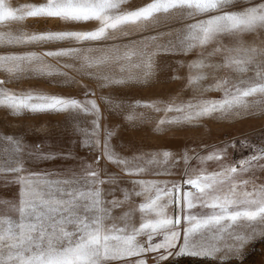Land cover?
Masks as SVG:
<instances>
[{"label":"snow or ice","instance_id":"6c2138e0","mask_svg":"<svg viewBox=\"0 0 264 264\" xmlns=\"http://www.w3.org/2000/svg\"><path fill=\"white\" fill-rule=\"evenodd\" d=\"M124 3L126 0H45L42 4L13 6L11 0H0V23L22 24L27 18H54L71 25L99 22L93 30L65 28L29 34L18 29L19 35L0 34V43L6 45H69L40 53L0 55V69L9 77L0 80V104L15 114L25 110L66 112L73 120L81 114L90 115L91 133L81 131L91 137L84 144L98 152L93 163L65 173L64 179L50 180L49 174L31 171L24 167L22 159L16 166L0 168L14 173L12 183L19 186L15 199L0 200V264H148L149 253L156 254L152 257L154 264H171L169 257L178 260L184 256L227 264L233 258L242 259L245 246L252 240L264 239V182L257 184L254 180L239 178L242 173L256 169L264 171V147L247 145L252 147L253 154L238 162L239 172L236 165L226 163L228 146L198 157L201 165L208 160L220 165L218 171L209 174L203 169L199 172L190 169L188 162L192 158L185 150L179 154L185 164L181 181H146L137 178L145 171L143 168L112 150L111 131L105 133L101 144L102 112L96 100L89 98L94 97V91L85 87L84 98L77 99L34 91L15 94L4 87L29 70L51 75L52 65L45 64L49 57L80 61L79 68L70 62L64 67L94 76L101 81V87H107L124 80L101 76L91 69L99 64H114L123 71V62L133 56H146V66L150 67L151 56L143 48L157 41L159 35L176 37V42L170 40L163 51L188 53L218 40L221 35L238 38L241 33L264 30V0H150L133 10L122 9ZM123 25L134 26L136 30L162 26L169 31L144 36L142 40L129 39L126 44H109L116 39V32L109 30H118L125 37L130 35L121 29ZM234 50L241 49L222 46L214 48L209 56ZM244 51L243 59L225 56L222 63L209 64L202 58L188 65L196 69L227 68L241 74L249 71V65H255V75L247 80L237 83L228 77L216 78L210 90L222 91V100H202L187 106L165 105L163 109L153 102L145 107L180 113L171 120H161V125L191 123L215 113L226 115L234 108L248 107L245 98L256 94L261 99L255 103L264 111V47ZM93 54L99 55L94 58ZM36 65L40 67L34 68ZM61 75L65 76L66 83H78L67 73ZM207 78L201 72L190 76L188 84L198 87ZM3 140L9 146L5 152L23 153L25 146L18 138L9 136ZM30 155L56 158L54 154ZM157 157H162L165 164L170 159L173 161L157 174H173L172 169L178 166L174 154L167 150L158 152L150 162H156ZM101 159L131 177L127 181L130 186L121 188L110 173H104L107 180L102 178ZM105 184L113 187L105 189L102 187ZM117 210L120 214L113 215ZM157 236L163 239L157 242L154 239ZM140 237H144L143 241Z\"/></svg>","mask_w":264,"mask_h":264},{"label":"rangeland","instance_id":"374dc122","mask_svg":"<svg viewBox=\"0 0 264 264\" xmlns=\"http://www.w3.org/2000/svg\"><path fill=\"white\" fill-rule=\"evenodd\" d=\"M45 0H11L13 6L25 3L42 4ZM150 0H126L121 5L124 10H133L143 6ZM233 10H238L235 8ZM207 19L209 17H202ZM34 22L27 18L22 24L4 22L0 23V34L19 35L18 29L24 33H40L44 31L63 30L73 28L74 30H93L99 26V22L91 21L76 25L65 24L58 19L36 18ZM45 20L53 22L54 25H46L38 28L35 21ZM129 36H121L118 30L115 41L109 44H126L128 40H142L144 36H157L160 32L167 33L169 29L162 26H151L143 30H136L134 26H120ZM176 42L174 35H159L154 43L148 44L143 51L151 56L150 67L146 66V56H133L130 61L123 62L124 70L114 64L95 65L91 71L98 75L112 76L115 79H123L124 83L110 84L101 87V81L94 76L81 75L72 68L64 67L65 63H75L76 68L80 67V61H70L67 58L56 60L46 58L45 64L52 65L51 75H42L35 70H29L21 74L20 78H13L11 82L4 85L15 94L28 91L40 92L47 95H57L62 97H75L83 99L85 87L94 91L95 95L89 96L95 99L102 112L101 118V144L107 131H111L110 144L112 150L120 156L128 158L133 165H139L145 171L137 178L146 181H160L157 174L165 167L172 164L170 159L168 164L163 163L162 157H157L156 162H150L153 154L170 151L174 154V160L178 164L172 169L173 173H181L184 177L185 164L180 159V155L187 150L192 158L188 162V167L194 169L199 165L198 157L206 156V152H213L226 146L227 152L234 155L233 165L238 167V162L253 154L252 147H264V111L255 102L261 99L259 94L245 98L248 103L246 108H234L231 113L220 115L215 113L211 117H203L191 123L182 122L180 124H160L161 120H171L174 116L180 115L176 112L156 111L155 108L145 107L146 104L155 102L163 109L165 105L187 106L189 103L195 105L204 100H222L224 93L218 90H210L218 77H228L234 82L247 80L255 75V65H249V71L245 73H234L225 68L216 70L213 68L196 69L188 65L193 61L205 59L209 64H220L225 56L243 59L246 55L244 50L255 47H264V30L256 32L241 33L238 38L228 35H221L218 40H214L203 48L182 53L180 51H163V47L168 46L169 41ZM66 43H53L49 45H6L0 43V55L14 52L24 53L34 51L37 53L68 47ZM103 47V45H89ZM225 47L227 49H241L240 51L221 52L209 56L214 48ZM154 53V54H153ZM99 54H93L94 58ZM259 57L257 60L259 61ZM40 67L39 65L34 66ZM47 71V69H45ZM204 72L208 78L201 81L199 86H189L188 78ZM74 78L78 83L71 85L66 83L65 76ZM8 74L0 69V80H8ZM107 97L108 99H103ZM2 98V97H0ZM187 111V108H186ZM132 119H128V117ZM90 115L81 114L79 119L73 120L66 112H43L31 113L27 110L21 114H15L13 110L4 104H0V168L16 166L18 160L23 161L24 167L31 171L49 174L48 179H64L65 173L72 170L79 171L85 163H93L97 157V150L91 145L84 144L85 139H91L85 135L86 130L91 133ZM18 138L25 146L22 154L15 155L5 152L9 147L3 137ZM229 145H234L231 147ZM30 153H39L47 156L54 154L55 159L37 158ZM135 158V159H134ZM212 160H208L209 162ZM95 166V165H94ZM99 167L103 170L102 178L107 180L104 173L113 174L121 188L129 187L127 183L132 179L114 164L104 159L100 160ZM155 174L150 177V174ZM264 171L256 169L241 174L242 179L251 175H263ZM157 178V179H155ZM15 174L9 171H0V200L15 199L18 185L12 183ZM105 189L110 186L103 185ZM116 196L122 198L120 192ZM111 199V197H106ZM119 210L113 215H119ZM119 223V222H118ZM143 241L144 237L139 238ZM155 253L147 254L148 264H154L152 259ZM171 264H219L212 260H202L180 257L172 260ZM167 264V262H166ZM227 264H264V242L257 244L251 254Z\"/></svg>","mask_w":264,"mask_h":264},{"label":"crops","instance_id":"0c3cea01","mask_svg":"<svg viewBox=\"0 0 264 264\" xmlns=\"http://www.w3.org/2000/svg\"><path fill=\"white\" fill-rule=\"evenodd\" d=\"M211 153L210 152H206V156ZM233 159H234V155L232 152H227V160H226V163L228 164H232L233 165ZM220 168V165L217 163V162H214V161H209V162H205L204 164H200L194 168L197 170V172H199L201 169L204 170V173L205 174H209L211 172H214V171H218ZM155 174H150V177L153 176ZM181 176V173H173L171 175H164V174H161V176H159V179L160 181H180V177ZM241 178V176L239 177ZM157 179V178H155ZM248 180H254L257 184H260L262 182H264V174L263 175H258V176H255V175H251V176H248V178H246ZM171 214V213H169ZM157 242H159L160 240L163 239L162 236H157L154 238ZM264 242V239H261L259 237H257L256 239L252 240L248 245L245 246V249H244V256H247L249 254H251V252L253 251V248L257 245V244H260V243H263ZM179 246V245H178ZM177 246V247H178ZM186 258H193V257H188V256H184ZM193 259H198V258H193ZM238 260L237 258H233L227 262H233V261H236ZM213 262H217L219 263L218 261H213Z\"/></svg>","mask_w":264,"mask_h":264},{"label":"bare ground","instance_id":"6f19581e","mask_svg":"<svg viewBox=\"0 0 264 264\" xmlns=\"http://www.w3.org/2000/svg\"><path fill=\"white\" fill-rule=\"evenodd\" d=\"M45 19V18H44ZM34 20H37L36 18H30V21L31 22H34ZM39 20V19H38ZM35 23H36V26L38 27V28H41L42 26H48L49 24L50 25H54V23L53 22H48V21H45V20H39V21H35ZM43 28V27H42Z\"/></svg>","mask_w":264,"mask_h":264}]
</instances>
